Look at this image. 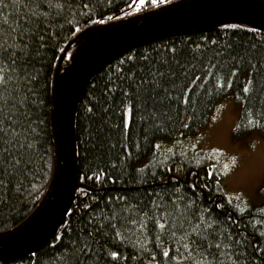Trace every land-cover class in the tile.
Returning <instances> with one entry per match:
<instances>
[{"label": "trees", "instance_id": "obj_1", "mask_svg": "<svg viewBox=\"0 0 264 264\" xmlns=\"http://www.w3.org/2000/svg\"><path fill=\"white\" fill-rule=\"evenodd\" d=\"M165 3L0 0V232L48 188L50 84L65 45L121 12ZM228 94L240 106L235 129L258 125L239 133L264 139V31L189 30L108 62L78 100L80 185L62 224L40 248L0 264H264V184L261 201L234 203L209 155L170 146L161 155Z\"/></svg>", "mask_w": 264, "mask_h": 264}, {"label": "water", "instance_id": "obj_2", "mask_svg": "<svg viewBox=\"0 0 264 264\" xmlns=\"http://www.w3.org/2000/svg\"><path fill=\"white\" fill-rule=\"evenodd\" d=\"M229 23L264 31V0H178L100 28L95 26L92 29H97L99 35H95V40L99 43L77 59L73 56L62 66L69 44L80 40L82 43L85 34L70 41L60 55L51 83L53 175L34 211L17 226L0 232V261L17 259L40 248L64 220L80 185L77 182L74 125L77 104L93 76L105 64L134 46L189 30Z\"/></svg>", "mask_w": 264, "mask_h": 264}, {"label": "rangeland", "instance_id": "obj_3", "mask_svg": "<svg viewBox=\"0 0 264 264\" xmlns=\"http://www.w3.org/2000/svg\"><path fill=\"white\" fill-rule=\"evenodd\" d=\"M175 1L178 0H164L166 3ZM135 14H130L128 11L121 12L108 20L107 23ZM96 31L97 29H90L85 34L84 39L91 34L93 36L99 35ZM80 41L76 43L75 48H79ZM75 48L72 46L68 50L66 61H63V66L73 58L74 50H77ZM239 112V104L235 101L232 94H228L215 104L208 122L195 135L190 136V138L179 137L174 142L172 141L168 145H160L161 147H159L162 150V156L168 146L171 148H181L186 152L189 149L192 151L198 149L209 155L212 165L219 164L221 166L225 194L234 203L245 204L255 200L258 202L262 199L261 186L264 184V139L258 131L241 134L233 132L238 121ZM233 155L239 157L235 167H231L230 157ZM225 165H228L227 169H225Z\"/></svg>", "mask_w": 264, "mask_h": 264}, {"label": "bare ground", "instance_id": "obj_4", "mask_svg": "<svg viewBox=\"0 0 264 264\" xmlns=\"http://www.w3.org/2000/svg\"><path fill=\"white\" fill-rule=\"evenodd\" d=\"M105 24H107V23H103V24H97V27H99V26H101V25H105ZM100 28V27H99ZM75 37H77V36H74L72 39H74ZM71 39V40H72ZM70 40V41H71ZM70 41L68 42V44L70 43ZM76 42V41H75ZM97 43H99L97 40H95V35L93 36V34H91L89 37H87L86 39H84L83 40V42L80 44V45H78L79 46V48L77 49V48H75V49H77V50H74V57L77 59L80 55H82L83 53H86V52H88L90 49H92L93 47H95L96 45H97ZM68 44H66L65 45V47L68 45ZM72 45L73 44H69V46H68V48L66 49V51H65V53H64V56H66V54H67V52H68V50L72 47ZM64 47V48H65ZM131 49V48H130ZM64 50V49H63ZM62 50V51H63ZM127 51V50H126ZM125 51V52H126ZM118 57V56H117ZM117 57H115V58H117ZM56 65H57V63H56ZM56 65H55V67H56ZM106 65V64H105ZM55 67H54V70H55ZM54 70H53V74H54ZM53 74H52V78H53ZM52 78H51V83H52ZM84 90V89H83ZM83 92V91H82ZM82 92H81V94H82ZM81 94H80V96H81ZM50 95H51V84H50ZM80 98V97H79ZM74 125H75V123H74ZM52 132V131H51ZM52 134V133H51ZM52 141H53V136H52ZM75 141H76V138H75ZM54 145V144H53ZM162 151V150H161ZM158 155H160V154H158ZM53 171H54V164H53V166H52V174H51V178H52V175H53ZM51 178H50V181H51ZM50 181H49V184H50ZM49 184H48V187H49ZM48 189V188H47ZM47 191V190H46ZM46 193V192H45ZM44 193V194H45ZM44 196V195H43ZM43 198V197H42ZM227 198H229V197H227ZM41 201V200H40ZM40 203V202H39ZM69 208V207H68ZM68 210V209H67ZM65 218V217H64ZM63 222V221H62ZM62 222H61V224H62ZM20 224V223H19ZM60 224V225H61ZM18 225V224H17ZM16 225V226H17ZM60 225H59V227H60ZM15 227V226H14ZM59 227L57 228V230L59 229ZM13 228V227H12ZM11 229V228H10ZM57 230L55 231V233L57 232ZM54 233V234H55ZM54 234L51 236V238L54 236ZM50 238V239H51ZM49 239V240H50ZM48 240V241H49ZM47 243V242H46Z\"/></svg>", "mask_w": 264, "mask_h": 264}, {"label": "clouds", "instance_id": "obj_5", "mask_svg": "<svg viewBox=\"0 0 264 264\" xmlns=\"http://www.w3.org/2000/svg\"><path fill=\"white\" fill-rule=\"evenodd\" d=\"M254 128H259V126L257 125L256 127H253L251 125L247 126V127H244V128H241L239 125L237 126L236 129L233 130V132L239 134L240 131H243V130H252ZM238 160H239V157L238 156H231L230 157V161H231V167H235L236 164L238 163Z\"/></svg>", "mask_w": 264, "mask_h": 264}, {"label": "snow or ice", "instance_id": "obj_6", "mask_svg": "<svg viewBox=\"0 0 264 264\" xmlns=\"http://www.w3.org/2000/svg\"><path fill=\"white\" fill-rule=\"evenodd\" d=\"M228 168V165H225V169H227Z\"/></svg>", "mask_w": 264, "mask_h": 264}]
</instances>
